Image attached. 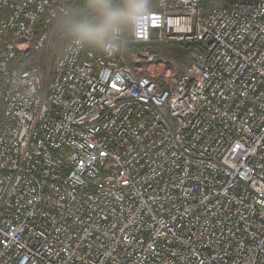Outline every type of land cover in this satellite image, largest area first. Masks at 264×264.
Returning <instances> with one entry per match:
<instances>
[{
  "label": "built area",
  "instance_id": "obj_1",
  "mask_svg": "<svg viewBox=\"0 0 264 264\" xmlns=\"http://www.w3.org/2000/svg\"><path fill=\"white\" fill-rule=\"evenodd\" d=\"M155 2L48 70L69 5L0 0V264H264V0Z\"/></svg>",
  "mask_w": 264,
  "mask_h": 264
},
{
  "label": "clouds",
  "instance_id": "obj_2",
  "mask_svg": "<svg viewBox=\"0 0 264 264\" xmlns=\"http://www.w3.org/2000/svg\"><path fill=\"white\" fill-rule=\"evenodd\" d=\"M150 13L148 0H82L81 7L56 20V29L74 48L104 55L121 51L119 37Z\"/></svg>",
  "mask_w": 264,
  "mask_h": 264
},
{
  "label": "rangeland",
  "instance_id": "obj_3",
  "mask_svg": "<svg viewBox=\"0 0 264 264\" xmlns=\"http://www.w3.org/2000/svg\"><path fill=\"white\" fill-rule=\"evenodd\" d=\"M76 0H64V4L65 5H69V12H71V8L73 3ZM233 1L235 0H201L202 4L204 5V7L206 8H212V7H219V6H227L229 4H231ZM148 6L150 10H154L157 8L156 6V2L155 0H148ZM56 22L54 23V25L52 26L51 30L49 31V36H48V40L45 45V49L42 53V59L41 62L43 64V66L50 70L51 66L53 65L54 60L56 59V52H58V44L56 45V41L54 40V35L56 32ZM126 37L129 36L130 31H125V33H123ZM63 47V46H62ZM61 47V49H62ZM61 51V50H60ZM159 51L161 52V55L164 58H167L173 62H175V64L177 63L178 65L181 64H185L186 63V53L187 51L185 50V48L182 47H177V46H171V47H167V48H159Z\"/></svg>",
  "mask_w": 264,
  "mask_h": 264
},
{
  "label": "trees",
  "instance_id": "obj_4",
  "mask_svg": "<svg viewBox=\"0 0 264 264\" xmlns=\"http://www.w3.org/2000/svg\"><path fill=\"white\" fill-rule=\"evenodd\" d=\"M81 3H82V0H76L74 3H73V5H72V8H71V11H73V10H76V9H78V8H80L81 7ZM41 21H43V18H41L40 19V22H39V24L36 26V29L38 30L39 28H40V23H41ZM54 40L56 41V45L58 46V52H56V55L57 56H59L60 54H61V51H62V49H61V47L62 46H64L65 45V43H66V41H65V39L61 36V34L56 30V32H55V35H54ZM63 48V47H62ZM61 50V51H60ZM95 51V50H94ZM95 53L96 54H99V52H97V51H95ZM56 56V57H57Z\"/></svg>",
  "mask_w": 264,
  "mask_h": 264
}]
</instances>
